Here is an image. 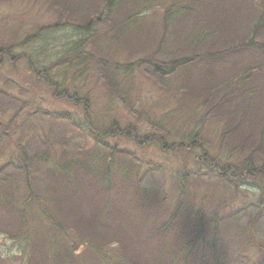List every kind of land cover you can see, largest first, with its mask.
Masks as SVG:
<instances>
[{
    "label": "rangeland",
    "instance_id": "rangeland-1",
    "mask_svg": "<svg viewBox=\"0 0 264 264\" xmlns=\"http://www.w3.org/2000/svg\"><path fill=\"white\" fill-rule=\"evenodd\" d=\"M255 1L0 0V264H214L216 235L226 264H264V177L209 166H238L260 146L264 54L243 44L264 42L251 34ZM69 45L93 57L69 69ZM29 59L50 66L58 94ZM108 167L109 191L83 179ZM70 195L80 217L69 207L63 220ZM33 198L23 225L18 208ZM175 210L172 231L158 230ZM216 211L235 216L215 227Z\"/></svg>",
    "mask_w": 264,
    "mask_h": 264
},
{
    "label": "trees",
    "instance_id": "trees-1",
    "mask_svg": "<svg viewBox=\"0 0 264 264\" xmlns=\"http://www.w3.org/2000/svg\"><path fill=\"white\" fill-rule=\"evenodd\" d=\"M232 1L233 0H227L226 3H231ZM253 2H254V0H253ZM255 2L257 3L255 15H254L255 16V23L251 27V30L253 31L251 34H253V36L255 34L264 33V0L263 1H260V4H258L257 0ZM57 25H59V24H57ZM252 39H253V37L250 39V42H243V44H248V45H250V47L254 51L259 52L260 54L261 53L264 54V42H263V45L262 46L260 44L259 45L258 44L255 45L254 43H256V42H254V40H252ZM85 41L86 42L89 41V36H87V38L84 39V43H85ZM69 47H70V45H69ZM1 53H2V51L0 50V54ZM7 53H9V51ZM64 54L65 55H63L64 57H62V58H64V60L67 62L68 66H69V69L70 68L72 69L74 67V65L77 62V60H82L83 58L85 59L86 57H88V58L89 57H91V58L93 57L90 53L86 52L82 48H71L70 47V49H68L67 51H64ZM188 59H190V57ZM188 59H182V60L179 59V63L182 64L184 61H188ZM61 61H62V59L61 60L58 59L57 61L53 62L52 63L53 64V67L56 66L57 64H59ZM175 62H176V60L175 61H171L168 64L171 63L170 65H175ZM29 65H30V68L33 71H36L37 72V75L38 76H41L46 81V83L48 85L52 84L53 86H55L56 93L58 94V89L61 87V84L58 83V82H55L53 79L50 78V75L48 74V70L50 69V66L47 67V68H44L41 71L40 70H37L32 65V62L30 61V59H29ZM258 66L259 67L260 66H264V57H263L262 61L258 64ZM157 67H158V65H157ZM262 71L263 70L259 71V73H261ZM254 72L255 71L252 70V67L248 68L247 71L244 72V75L242 76V78H241L240 81L248 82V79L251 76L255 75ZM65 93H66V90H63L59 94L61 96L65 97L66 99H72V98H74V100L76 101L75 104H77V105L82 104V102H81L82 100H80L76 95H74V96H72V95L67 96V94H65ZM223 100H225V98H223ZM258 129H259L260 137H259V141H257L258 142L257 144L260 145V146H259V148L257 147L256 152L250 153V155H248L249 161H247V160L242 161L240 165H238V166H232V168L231 167L229 168L227 165H224L223 167L221 165H217L218 163L216 162V160H212V161H210L211 162L210 165H209L210 168L212 170H214V171L219 170L220 172L217 171L218 174L221 175V177H223L225 179H227V177H229V175L232 176L236 172L238 173V176H241V177H244V175L245 174H248V173L258 174L259 176L264 177V167L262 169H255L256 166L253 165L254 164V158H255L256 155L257 156H260V157H263L264 156V152L262 150V148L264 146V114L262 116V119L258 122ZM246 137H248V135L245 136V138ZM249 138H250V136H249ZM246 142H248V141L246 140ZM196 143H197V141L195 140V138L194 139L191 138V142L188 145L191 146V147H197V144ZM255 143H256V141H255ZM184 145H185L184 142H180L179 143V146L180 147H182ZM71 163H74V161L71 162ZM68 165H70V163H68ZM108 168H109L108 171H105V173H101L100 178H98L97 181H91V180H89L86 177H84L83 179H85V181H87V182H89L91 184H96L97 182H99L100 183V186H101L100 187L101 188V191H104V192L109 191L110 188L113 186V184L111 183V180L109 179V176L111 175V173H110V167H108ZM89 171L90 170H89V166L88 165H87V168L84 167V166H82V173H84V175L89 174ZM29 173L30 172L28 171L26 174H29ZM103 182H106L107 185L106 184H102ZM141 191L142 192H149L148 190H141ZM30 194L32 195V194H34V192L33 193L29 192V195ZM71 197L74 200L76 199V195L67 196V199L65 200L66 209L63 210V212H62V209L60 208V212H57L58 213L57 215H58L59 218L61 216V218L63 219L64 216L67 215L66 213H67V211L69 210V207H70V209L75 210V215L78 216V219H79V217H80V201H79V199H77V204L74 205V200ZM131 199H132V201H135L136 203L140 202L139 201V199H140L139 195H136V196L132 197ZM35 203L36 204L38 203L39 206H40V204L42 203V201H40L37 198H33V200L32 199H28L27 202H26V204H27L26 205V208H22V209L18 208V210L21 212V215H19L18 211L16 210L17 208H12L13 211H15V212L18 213L16 216L18 217L19 222H23L24 221L23 225L26 224V219H27L26 218L27 215L25 213V210H27V208L29 210V207L32 204H35ZM180 207L181 206H178V208H176V209H181ZM43 213H44V216H46V213L44 212V210H43ZM43 213L41 212V214H43ZM47 213H49V212L47 211ZM51 215L52 214H49V216H51ZM234 216H235L234 213L232 214V213H229L228 212V213L221 214L220 212L216 211L215 212V216L211 217L210 220H213L214 221L215 227H220V225H219L220 221H222V222L225 221V223L227 225H229V223L231 222V219H233ZM51 217H53V219L51 218L50 221H53L54 222V223L51 224L52 231H53V228H56V229H59V230L60 229H65V227L67 225H65L64 228H63V226L61 224H59V223L58 224H55L56 223L55 220L57 219L56 217H54L53 215ZM176 217H177V210H175L173 216H171L169 218L166 217V219H164V221L161 222V226L158 228V230H160V231L161 230L162 231H166V230L170 229L171 228L170 225L175 220H177ZM62 219H60V220L63 221L64 219L63 220ZM199 229H200L199 235H196V237H195L194 240L191 239L192 236H193L192 235L193 234V231H191L190 241L193 244L195 242L198 243L199 241H201L203 239V237H202L203 235L202 234L204 233V231L206 232V230H204V226H203V223L202 222L199 225ZM170 230L172 231V228ZM181 230H182V228H179V231H181ZM26 232H27V229L25 231L23 230V233L22 234L25 235V234H27ZM184 237L185 236H182V242H184L186 246H189V244H187L189 242V239L184 238ZM245 240L248 241L247 237H246ZM182 242L178 244V247H179L178 248V252H181L182 251L181 250L182 249ZM213 242H214V245H212V247H210L208 249V252H210L212 254V259L214 261V264H226V262H225L226 258L225 257H226V255H228L230 253V251H227V249H228L227 248V245L228 244L222 243V247H221V245H220L221 240L219 238H217V235L215 236V240ZM210 244L211 243H209V246H210ZM121 245H122V243H121ZM218 248H219L220 255L218 254V256H217L216 251H217ZM69 249H70V247H69ZM70 250L72 251L73 254L76 253V252H74L75 249H70ZM192 251H193V249L191 251L185 252V254L186 253H190L191 254ZM176 252H177V250H176ZM240 253L237 254V257L236 258L240 257ZM202 257H204V255H202ZM106 258H107V256H106ZM178 258H180V257H178ZM208 259H209V257L207 258V260ZM116 263H118V262H116ZM209 264H211L210 261H209Z\"/></svg>",
    "mask_w": 264,
    "mask_h": 264
}]
</instances>
